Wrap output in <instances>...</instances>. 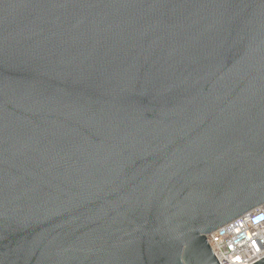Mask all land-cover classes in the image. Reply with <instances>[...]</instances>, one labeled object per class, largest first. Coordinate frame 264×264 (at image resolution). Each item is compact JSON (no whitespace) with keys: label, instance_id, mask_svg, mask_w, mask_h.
Returning a JSON list of instances; mask_svg holds the SVG:
<instances>
[{"label":"water","instance_id":"water-1","mask_svg":"<svg viewBox=\"0 0 264 264\" xmlns=\"http://www.w3.org/2000/svg\"><path fill=\"white\" fill-rule=\"evenodd\" d=\"M262 205L264 0H0V264H220Z\"/></svg>","mask_w":264,"mask_h":264},{"label":"built area","instance_id":"built-area-1","mask_svg":"<svg viewBox=\"0 0 264 264\" xmlns=\"http://www.w3.org/2000/svg\"><path fill=\"white\" fill-rule=\"evenodd\" d=\"M220 264H253L264 258V205L208 235Z\"/></svg>","mask_w":264,"mask_h":264}]
</instances>
